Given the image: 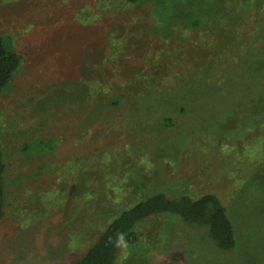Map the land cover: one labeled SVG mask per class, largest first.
I'll use <instances>...</instances> for the list:
<instances>
[{"label":"rangeland","instance_id":"1","mask_svg":"<svg viewBox=\"0 0 264 264\" xmlns=\"http://www.w3.org/2000/svg\"><path fill=\"white\" fill-rule=\"evenodd\" d=\"M190 1L110 9L106 29L74 24L89 0L0 4V35L24 55L0 95L7 184L0 264L75 261L131 189L215 193L237 244L220 251L207 227L156 216L121 244L115 264H264V116L255 118L264 80L252 72L251 51L225 64L208 50L225 41L211 29L229 34L234 23L201 13L206 24L185 28L174 19L173 5ZM261 5L255 15L264 24ZM244 22L240 28L253 26Z\"/></svg>","mask_w":264,"mask_h":264},{"label":"trees","instance_id":"2","mask_svg":"<svg viewBox=\"0 0 264 264\" xmlns=\"http://www.w3.org/2000/svg\"><path fill=\"white\" fill-rule=\"evenodd\" d=\"M13 1L16 4L15 8L19 5H24L23 0H2L0 4L8 3L9 6H12ZM142 1L144 0H89V2L83 4L77 10L74 24L87 22L93 27L95 24L100 23L101 25H99L103 26L101 29L104 26L106 29L108 20L105 23L104 21L102 22L104 12H108L110 9L112 11L121 10L120 8L136 5ZM233 2L237 5L236 10L231 9ZM248 2L250 4L246 6V11L240 9L242 8L240 7L241 5ZM166 3H163L160 8L166 7L165 9H167ZM262 3H264V0H213L210 3L206 0H191L189 5H183L180 2L175 3L173 8L177 9L172 10L176 12L173 14L174 19L185 28L187 26L191 28L198 26L199 28V26L202 27L206 24L204 21L202 23L203 14H206V18H215L220 22L234 23L232 25L233 29L229 34L225 29L223 31L211 29V36L219 33L225 41L223 40V42L213 47L207 45L208 50L214 51L216 54L213 55H216L221 63L222 61H226L225 64L231 63L232 58L237 57L244 51L245 53L251 51L253 53L251 54V59L253 58L255 61L252 72L257 76V80L262 78L264 80V24L259 23L256 18L257 15H255L262 11ZM256 4L258 5L256 6ZM256 7H260V9L257 10ZM241 18L245 21L248 20L247 23H252L253 26L248 25L246 28H240L246 23H242L243 20ZM238 19L240 20L239 24L236 23ZM235 27L239 28L234 30ZM101 29L99 30V34ZM185 32L191 34L190 30H186ZM259 35L262 38H259ZM239 40H242V42L238 43ZM97 48V46H93L91 50ZM236 53L237 56H235ZM23 59L24 55L15 49L10 38L7 35H0V95L11 83L16 71L21 67ZM258 73H261L262 76ZM126 77H128L127 81L130 83L131 78L128 75ZM85 80L88 81L90 88H95L94 80L89 76L77 78V81L80 83L85 82ZM261 88L260 103L262 104L263 101L262 105L264 106V83ZM124 96V94L120 93L115 95V98L109 99V107L119 105L121 98H124ZM261 115L264 116V107L256 112L255 118L257 119ZM140 192L131 189L129 194V198L131 199L126 201L127 204L125 203L108 221L98 238L89 246L85 253L68 264H115L121 244L135 238L137 227L149 218L156 216H177L187 225L207 227L208 235L218 250L231 251L235 248L237 235L234 222L228 213L227 207L215 193L207 192L198 196L180 193L173 196L163 191H151L140 196H135ZM6 195V163L3 147L0 143V222L5 216Z\"/></svg>","mask_w":264,"mask_h":264}]
</instances>
